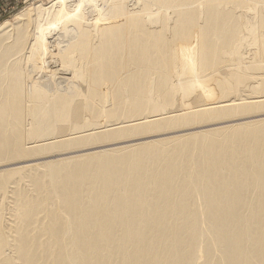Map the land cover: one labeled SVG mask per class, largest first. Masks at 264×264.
<instances>
[{"label":"bare ground","instance_id":"6f19581e","mask_svg":"<svg viewBox=\"0 0 264 264\" xmlns=\"http://www.w3.org/2000/svg\"><path fill=\"white\" fill-rule=\"evenodd\" d=\"M100 1L0 33V264H264V0Z\"/></svg>","mask_w":264,"mask_h":264},{"label":"rangeland","instance_id":"374dc122","mask_svg":"<svg viewBox=\"0 0 264 264\" xmlns=\"http://www.w3.org/2000/svg\"><path fill=\"white\" fill-rule=\"evenodd\" d=\"M125 2L129 5L133 4L130 0H125ZM102 4L103 3L99 0V3L94 6H84L83 11L87 17L86 19L92 21L95 18L96 13L91 14L90 9H94L97 6L102 7ZM40 5L43 8L52 5L55 9H61L65 6L74 9L78 3L74 2L73 4V0H0V33L1 31L10 32L13 25L15 26L20 22H27L30 19L35 18V13L33 14L34 9ZM20 15L24 16L20 17ZM154 139L155 138H152V140Z\"/></svg>","mask_w":264,"mask_h":264}]
</instances>
